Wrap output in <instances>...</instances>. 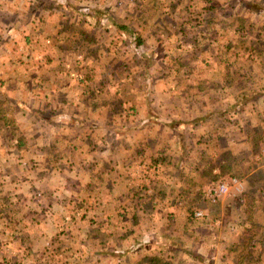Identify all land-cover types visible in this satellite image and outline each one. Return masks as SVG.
I'll return each instance as SVG.
<instances>
[{"label": "crops", "instance_id": "crops-1", "mask_svg": "<svg viewBox=\"0 0 264 264\" xmlns=\"http://www.w3.org/2000/svg\"><path fill=\"white\" fill-rule=\"evenodd\" d=\"M54 1L0 0V264H218V259L223 261L220 264H264V229L246 204L225 206L226 214L238 212L235 220L227 222L218 207L214 215L207 214L218 217L211 219V225L203 224L200 229L202 223L190 225L185 220L182 235L172 233L168 244L167 239L159 241L165 227L172 231L170 224H165L164 213L169 211L167 215L175 221L178 211L191 205L182 204L180 194L198 199L209 182L229 175L213 160L218 164L212 168V177H203L211 166L206 169L201 165L195 150L204 145L205 150L201 149L207 154L211 136L204 132L196 138L195 129L207 128L196 118L187 124L192 134L181 123L171 124L179 130L174 149L184 153L183 157L148 156L151 147L164 146L160 139L155 140L158 144L150 140L148 132L163 130L160 119L166 121L175 114L161 103L164 93L153 91L149 98L155 100L148 101L152 111L144 112V122L131 124L116 115L122 102H116L115 95L107 97L105 91L107 85L122 86L133 78L128 75L129 66L122 62L136 61L132 64L138 67L135 75L142 79L149 76L155 82L163 60L151 50L152 63H147V58L135 57L122 40L118 43L125 31L135 32L115 18L109 20L113 21L110 36L114 37L104 46L98 41L102 32L98 34L95 26L77 33L74 30L71 36L64 27L52 29L51 21L45 20L44 3ZM260 32L264 34L263 27ZM139 41L145 53L148 44ZM116 47L120 55L112 50ZM213 58L195 63L211 72L203 75L207 77L204 81L209 82L210 76L222 82L227 75L239 78L230 72L233 66ZM100 61L107 65L101 71L96 67ZM115 63L123 66L120 73L125 77L114 71L111 74ZM219 69L228 74H215ZM219 107L225 115L227 105L220 103ZM223 127L227 131L225 124ZM223 138L217 137V141ZM227 147L222 153L230 149ZM209 158L205 155L207 162ZM167 166L169 174H165L174 182L160 185L161 170ZM242 167L247 169V165ZM194 172L202 182L199 190L191 192L189 177ZM241 187L244 184L237 191L245 192ZM250 194L255 195L254 190ZM146 212H156V222ZM151 224L155 228L149 229ZM224 227L228 234L222 237L218 230ZM239 232L242 235L238 236ZM246 242L257 243V247L249 248V262H239L248 253L239 250ZM227 244L233 245L226 262L220 248ZM209 253L217 259L206 260ZM231 253H236L235 262H231Z\"/></svg>", "mask_w": 264, "mask_h": 264}, {"label": "rangeland", "instance_id": "rangeland-1", "mask_svg": "<svg viewBox=\"0 0 264 264\" xmlns=\"http://www.w3.org/2000/svg\"><path fill=\"white\" fill-rule=\"evenodd\" d=\"M44 4L45 14L48 16L45 20L51 21L52 29L56 26L64 27L66 31L72 32L71 36L74 30V33H77L81 28L90 29L88 27L95 26L94 29L97 28L98 34L102 32L98 35V41L102 42V45L105 42L109 44V39L114 37L110 36L113 21L109 22V20L115 18V21L127 24L126 26H130V29L135 32L125 31L126 36L118 37V43L122 40L125 47H129L135 57H145L148 59L147 63H152L149 58L152 56L151 50L159 59L163 60L162 68L160 72L158 71L159 80L155 79V82L149 76L142 79L141 76H137L138 74L135 75L134 70L138 67L132 64L136 61L130 63L119 61L125 66H129L127 72L133 78L128 81L124 80L126 82L122 85L123 87L110 84L109 88L107 85L105 91L107 97L115 95L116 102H122L119 108L121 114L119 112V115H116L120 116L119 118L124 123L131 124L144 122V112L147 115L152 111L149 110L148 101L155 100L149 98L153 91L164 93L161 96V103L165 104L167 110L175 114H173L174 117L170 114L171 118L168 117L170 119L166 121L160 119L163 122L161 123L164 127L163 130L148 132L147 136L150 140L155 142L156 139H160L161 143H164L163 147L156 145L155 149L153 147L148 151L146 149L148 156L161 153L166 157L173 154L183 157V152L181 155L178 148L174 149L173 145L176 143L174 140L177 141L176 134L179 130L171 124L181 123L182 127L187 129L188 134L194 132L189 126L187 127V124L192 123L194 118L201 127L208 128L207 123L210 125V129L198 128V131L195 129L196 138L202 137L204 132L205 134L210 132L211 136V145L207 154L202 151L201 148L204 145L201 144L200 146H203L195 150V155L200 157V164L204 165L206 169L209 164L211 168L218 164H215L213 160L220 162L218 165L225 166V173L229 177L220 178L213 183L209 182L206 189H202L200 196L198 195V199H194L189 194V197L180 194L181 203L183 204L185 201L191 205L178 211V218L175 221H171L170 216L167 215L170 213L169 211L163 212L165 224H170L172 231H167L168 226L165 227L166 233H164V237L159 238V241L167 239L166 244H168L169 236L172 233L175 237L182 235L184 231L181 224L185 220H188L190 225L193 222L202 223L200 229L203 224L211 225V219L218 218L211 217L214 212L218 211L216 209L218 207L223 210V217L227 222L235 220L238 212L231 214L225 212V206L234 203L237 205L246 204L254 212L252 218L259 220L260 227L264 229V34L260 32L261 28H264V0H211L210 2L207 0H55L53 3ZM211 4H215L216 9L211 10ZM256 14L263 16V19L255 18ZM137 39L146 41L145 43L148 44L145 53L144 46H140ZM69 42L73 43L71 40ZM120 46L123 49L122 45ZM119 49V47L112 48L115 53ZM254 49L256 50L254 51ZM212 57L216 61L223 60L226 65L233 66L230 72L232 74L236 72L234 75L239 78L233 79L232 75H227L226 81L222 82L214 80V77L210 76L209 82L204 81L207 77H203V75L211 74V72L203 71L201 63L198 67L196 64L202 60H210ZM96 67L101 71V69L107 68V65L104 61H100ZM122 67L120 63L112 64L111 74L114 71L116 76L125 77V74L120 73ZM216 70L218 68H214V71ZM215 74L223 75L228 72L226 69L225 71L219 69ZM220 103L227 105L225 115L223 111L221 112ZM138 110H141V113ZM219 111L223 114L214 113ZM148 121L156 123V120L148 119ZM223 124L226 125L227 131H224ZM221 136L224 138L218 142L217 137ZM182 140H184V136ZM229 141H235L237 144L231 145ZM224 146H229L227 148L230 149L222 153V150H225ZM205 155L211 158L208 162ZM242 165H247V169ZM183 168L185 170L186 166ZM169 169L170 167L167 166L165 171L161 170L163 176L161 175L162 177L159 178L160 185L174 182L165 174H169ZM195 174L196 172L189 177L192 178L188 185L192 188L191 192H195L201 187L202 181L194 177ZM244 174L250 175V178L244 180L246 176L240 177ZM137 181L145 183L143 180ZM186 181L189 180L186 179ZM220 184H225L227 190L213 199L211 189L217 188ZM241 184H244V187L241 188H246L243 193L236 189ZM250 190H254L255 195H251ZM209 211L211 216L207 215ZM148 215L156 222L158 217L156 212ZM148 226H150L149 229L155 228L154 224ZM218 231L222 237L228 234L226 227ZM239 235H242V232H239ZM232 245L227 244L224 248H220L221 256L226 262L228 260L225 256ZM250 245L257 247V243L255 245L254 242H251ZM261 245L264 246L263 243ZM241 248L244 251H249V243L246 242L240 246L239 250ZM235 254H230L231 262H235ZM215 255L209 253L205 259L212 258V261H215L217 259ZM180 259L182 258L179 257L178 260ZM217 263L220 264L223 261L218 259Z\"/></svg>", "mask_w": 264, "mask_h": 264}, {"label": "trees", "instance_id": "trees-1", "mask_svg": "<svg viewBox=\"0 0 264 264\" xmlns=\"http://www.w3.org/2000/svg\"><path fill=\"white\" fill-rule=\"evenodd\" d=\"M208 2H210L211 0H207ZM210 9L211 10H214V9H216V5L215 4H211V6H210ZM137 43L140 45L141 44V41H139L138 39H137ZM229 168V167H228ZM223 170H224V173H225V166L223 167ZM212 168L210 169V173H207V174H205V176L204 177H212ZM222 173H223V171H222ZM223 173V174H224ZM250 232V231H249ZM251 233V232H250ZM247 236V238L249 237V235L247 234L246 235ZM251 243V242H250ZM250 243H249V246H250V250L253 248V246L251 247V245H250ZM250 250L248 251V253H247V255L246 256H243V257H241V259L239 260V262H249V260H248V257L249 256H251V253H249L250 252Z\"/></svg>", "mask_w": 264, "mask_h": 264}, {"label": "built area", "instance_id": "built-area-1", "mask_svg": "<svg viewBox=\"0 0 264 264\" xmlns=\"http://www.w3.org/2000/svg\"><path fill=\"white\" fill-rule=\"evenodd\" d=\"M227 190V187L225 184H220L218 185V187L216 188H212L211 189V196L213 197V199H215L216 197H219L220 195H222L223 193H225Z\"/></svg>", "mask_w": 264, "mask_h": 264}]
</instances>
